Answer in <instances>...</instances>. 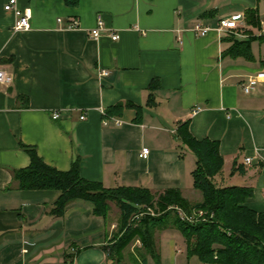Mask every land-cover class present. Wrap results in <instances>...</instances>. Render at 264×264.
<instances>
[{"label":"crops","instance_id":"crops-1","mask_svg":"<svg viewBox=\"0 0 264 264\" xmlns=\"http://www.w3.org/2000/svg\"><path fill=\"white\" fill-rule=\"evenodd\" d=\"M5 2L0 69L11 79L0 85V264H113L102 246L116 214L105 226L80 199L62 215L50 214L57 190L11 184V171L29 162L21 145L60 171L78 157L80 177L106 188H176L197 201L194 156L178 138L185 122L193 138L217 141L222 167L215 182L251 186L243 205L264 213V0H16L30 15L28 28L15 32ZM248 10L256 26L245 21ZM236 14L237 29L217 30L219 19ZM98 17L116 40L90 36ZM70 19L77 27L66 28ZM195 25L209 29L196 35ZM237 40H247L249 54H233ZM260 71L262 80L243 93L241 84ZM117 102L139 110H110ZM156 248L157 258L143 264H206L187 254L175 227L156 231Z\"/></svg>","mask_w":264,"mask_h":264},{"label":"trees","instance_id":"trees-1","mask_svg":"<svg viewBox=\"0 0 264 264\" xmlns=\"http://www.w3.org/2000/svg\"><path fill=\"white\" fill-rule=\"evenodd\" d=\"M64 1L75 3V0ZM245 21L254 26L258 24L254 10L246 11ZM231 51L249 54L247 40L234 41ZM155 81L152 78L147 86L148 103L153 102L151 92L157 85ZM124 106L139 110L137 105L121 102L115 103L110 110ZM178 138L194 156L190 175L192 188L200 194L197 201L184 198L176 188H165L155 194L138 186L106 188L99 182L80 177L78 157L71 160L67 170L60 171L44 163L33 147L21 144L29 162L26 167L11 171V184L18 189L57 190L58 196L48 208L52 215H62L69 203L80 199L90 202L92 214L107 226L114 206L117 218L115 229L110 233L112 243L102 246L113 264L124 263L121 251L130 242H133L132 250L126 252L125 260L130 264H143L147 257L157 258L156 231L166 227L179 230L187 254L196 255L201 263L264 264V213L243 205L244 199L252 194L251 186H220L215 182L214 176L222 167L217 141L193 138L185 122L178 128ZM164 204H175L187 213L201 211L204 218L189 223L169 211L158 216L146 212V208H161ZM141 212L144 213L138 215Z\"/></svg>","mask_w":264,"mask_h":264},{"label":"built area","instance_id":"built-area-1","mask_svg":"<svg viewBox=\"0 0 264 264\" xmlns=\"http://www.w3.org/2000/svg\"><path fill=\"white\" fill-rule=\"evenodd\" d=\"M3 9L6 11L12 12V14L15 17V20L11 26V30L13 32L19 31V30H24V29L28 28V19H29V15H30V11L28 8L20 9L16 6V0H6L5 4L3 5ZM57 21H59V19H57ZM240 22H241V16L238 14L232 15L228 18L219 19L218 25H217V30L218 31L235 30L238 28V24ZM75 27H77V21L76 20L70 19L69 22H67V24H66V28H75ZM208 29L209 28L207 26L195 25L193 27V31L195 32L196 35L205 34L206 31H208ZM89 34L93 39H96L97 37H99L101 35H106L111 40H116L118 37V34L114 30L107 28L103 24V22L101 21V19L99 17L96 18L95 25L92 28H90ZM105 73H106L105 71H101V72H99L98 75H104ZM262 78H263V72H261V71L255 73L253 76L248 77L246 79V81L244 83H242L240 86L242 92L243 93L251 92L254 89V87L262 80ZM10 79H11L10 74H8L4 70L0 69V85H2V86L8 85L10 82ZM198 109H199L198 106L193 107L190 111L191 114L195 113ZM57 116H58L57 112H52L50 114V117L52 119L57 118ZM78 119L83 120L84 115L82 113H80L78 116ZM102 125H106V119L102 120ZM146 153H147V149L141 148V150H140L141 157H145ZM243 163L244 164L248 163V158L245 157L243 159ZM263 195H264V192H263ZM146 212L151 214V211H149V209ZM143 213L141 212L138 215H141ZM206 264H208V263H206Z\"/></svg>","mask_w":264,"mask_h":264},{"label":"rangeland","instance_id":"rangeland-1","mask_svg":"<svg viewBox=\"0 0 264 264\" xmlns=\"http://www.w3.org/2000/svg\"><path fill=\"white\" fill-rule=\"evenodd\" d=\"M197 192V191H195ZM198 193V192H197ZM189 198H191V196L187 195ZM192 201V200H191ZM115 207L112 206V214L114 215L116 213L115 211ZM146 210H148L146 208ZM149 211H151V215H162L163 213H165L166 211H169L172 215H176L178 216L180 219L189 222V223H195V222H199L204 218V215L202 214L201 211H196L195 210H191L189 213L185 212L184 210H181L180 207H178L175 204H164L163 206H161V208L159 207H151L149 209ZM111 214V215H112ZM115 229V228H114ZM114 231V230H112ZM108 243H112V240H110V236L108 239ZM133 242H130L128 244H126L124 246V249L121 251L122 252V256H123V260H126V252H129V250H132V244Z\"/></svg>","mask_w":264,"mask_h":264}]
</instances>
